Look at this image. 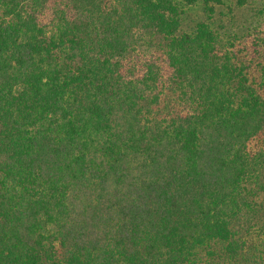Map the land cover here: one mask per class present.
Wrapping results in <instances>:
<instances>
[{"label":"trees","instance_id":"1","mask_svg":"<svg viewBox=\"0 0 264 264\" xmlns=\"http://www.w3.org/2000/svg\"><path fill=\"white\" fill-rule=\"evenodd\" d=\"M229 1L0 0V264H264V0L232 36Z\"/></svg>","mask_w":264,"mask_h":264},{"label":"rangeland","instance_id":"2","mask_svg":"<svg viewBox=\"0 0 264 264\" xmlns=\"http://www.w3.org/2000/svg\"><path fill=\"white\" fill-rule=\"evenodd\" d=\"M235 2L236 0H231L226 5L224 6H219L216 8V12L214 15V20L219 25L222 30L226 29V33L230 34L231 36L233 34L237 33V28L240 26H245L244 25V7L242 10H239L235 7ZM260 1L258 0H251V5L253 7H258ZM262 2V1H261ZM202 6L198 3L197 5H190V6H185L184 7V24H188L189 21H194L195 19L199 18H204V14L202 12ZM229 9H234L235 13L233 10Z\"/></svg>","mask_w":264,"mask_h":264}]
</instances>
